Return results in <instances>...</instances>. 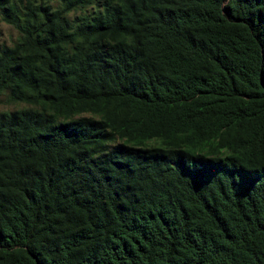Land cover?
I'll use <instances>...</instances> for the list:
<instances>
[{
  "label": "trees",
  "instance_id": "1",
  "mask_svg": "<svg viewBox=\"0 0 264 264\" xmlns=\"http://www.w3.org/2000/svg\"><path fill=\"white\" fill-rule=\"evenodd\" d=\"M0 22V264H264V0Z\"/></svg>",
  "mask_w": 264,
  "mask_h": 264
},
{
  "label": "rangeland",
  "instance_id": "2",
  "mask_svg": "<svg viewBox=\"0 0 264 264\" xmlns=\"http://www.w3.org/2000/svg\"><path fill=\"white\" fill-rule=\"evenodd\" d=\"M19 37V34L10 26L0 22V45L5 44L11 46L15 40ZM4 107L0 105V109ZM7 107L6 109H10Z\"/></svg>",
  "mask_w": 264,
  "mask_h": 264
}]
</instances>
